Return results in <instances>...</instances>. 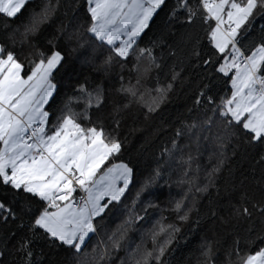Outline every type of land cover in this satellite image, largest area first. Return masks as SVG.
I'll return each mask as SVG.
<instances>
[{"label": "snow or ice", "instance_id": "6c2138e0", "mask_svg": "<svg viewBox=\"0 0 264 264\" xmlns=\"http://www.w3.org/2000/svg\"><path fill=\"white\" fill-rule=\"evenodd\" d=\"M180 239L264 264V0H0V257L181 264Z\"/></svg>", "mask_w": 264, "mask_h": 264}, {"label": "trees", "instance_id": "16d2710c", "mask_svg": "<svg viewBox=\"0 0 264 264\" xmlns=\"http://www.w3.org/2000/svg\"><path fill=\"white\" fill-rule=\"evenodd\" d=\"M35 2H39V0H35ZM33 6V3L30 2L28 7L31 8ZM157 56H159L161 53L159 51H157ZM184 103L183 99L182 98H179V99H176L174 100V102L170 105V108L169 110L170 111H175L177 109V107L179 105H182ZM167 113H165L166 115ZM236 167L238 169H241L243 170V168L241 167V162L239 160H237L236 162ZM244 167H247V165L245 164ZM186 236H187V240H190L192 237L189 233H186ZM187 240L186 239H180L178 244L175 246L177 248V252H176V255L177 256H180V253L183 252V256H180V259H181V264H183L184 260L186 257H188L190 255V252H189V248L186 247V244H187ZM227 243L228 241L227 240H222V244L224 247L227 246ZM11 247V245H9V248ZM5 261H8L9 264H13V261L12 259L10 258V256L8 255V253H4V255L2 257H0V264H5Z\"/></svg>", "mask_w": 264, "mask_h": 264}]
</instances>
